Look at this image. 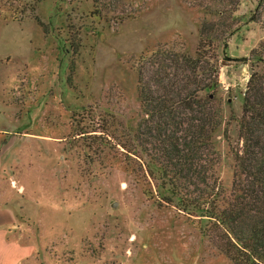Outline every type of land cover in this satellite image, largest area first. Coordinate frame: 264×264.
<instances>
[{"label":"rangeland","instance_id":"obj_1","mask_svg":"<svg viewBox=\"0 0 264 264\" xmlns=\"http://www.w3.org/2000/svg\"><path fill=\"white\" fill-rule=\"evenodd\" d=\"M256 7L242 1L244 25L218 49L224 123L215 137L216 173L226 193L235 156L223 132L230 113H242L252 72L237 58L264 40V17L251 20ZM92 9V0H0V131L9 133L1 197L17 214L15 228L49 262L234 264L182 207L161 200L147 153L127 164L126 150L115 145L143 117L139 56L159 45L194 53L204 11L185 0H148L119 24ZM112 120L117 140L104 132ZM237 127L234 120L228 126L236 146Z\"/></svg>","mask_w":264,"mask_h":264},{"label":"trees","instance_id":"obj_2","mask_svg":"<svg viewBox=\"0 0 264 264\" xmlns=\"http://www.w3.org/2000/svg\"><path fill=\"white\" fill-rule=\"evenodd\" d=\"M147 1L92 0L91 14L121 24L135 18ZM185 1L204 11L197 48L191 53L185 45H159L139 56L143 117L115 145L126 150L127 164L146 152L150 176L160 181L161 200L182 207L202 237L234 264H264V40L249 56L237 58L249 63L252 72L242 113L231 112L223 132L235 156L232 189L226 193L216 173L215 137L224 123L217 98L218 49L244 25L245 15L239 13L243 0ZM256 2L253 21L264 17V0ZM232 120L238 123V146L228 134ZM117 130L114 120L104 128L110 140L118 139Z\"/></svg>","mask_w":264,"mask_h":264},{"label":"crops","instance_id":"obj_3","mask_svg":"<svg viewBox=\"0 0 264 264\" xmlns=\"http://www.w3.org/2000/svg\"><path fill=\"white\" fill-rule=\"evenodd\" d=\"M8 135L9 133L0 131V156ZM7 181V174L0 177V264H62L42 260L39 248H34L32 243L24 241L22 233L15 228L17 214L7 203L2 204V190Z\"/></svg>","mask_w":264,"mask_h":264}]
</instances>
